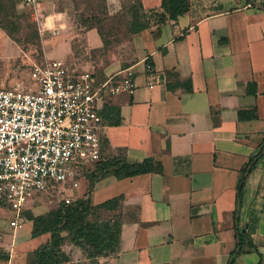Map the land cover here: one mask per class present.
I'll return each instance as SVG.
<instances>
[{
	"label": "crops",
	"instance_id": "crops-1",
	"mask_svg": "<svg viewBox=\"0 0 264 264\" xmlns=\"http://www.w3.org/2000/svg\"><path fill=\"white\" fill-rule=\"evenodd\" d=\"M106 1L121 10L133 0ZM136 1L145 15L159 12L161 0ZM186 3L175 21L164 13L161 24L128 36L127 55L99 54L95 62L73 54L78 34L69 30L66 12L57 10L58 0H42L40 62L88 70L96 82L122 68L134 72V94L107 97L98 112L101 159H148L160 168L159 174L107 175L93 184L91 206L118 199L114 210L101 212L119 224L116 252L94 264H264V150L235 204L240 171L264 146V7L251 0ZM13 7L23 10L16 2ZM80 38L86 53L103 52L96 29ZM0 51V85L20 82L2 70L20 52L2 30ZM144 63L162 75L151 90ZM104 107L118 125L107 124L113 117L103 118ZM0 214L14 218L7 210ZM22 219L13 233L0 221V264H32L33 251L48 240L47 234L30 238L31 225ZM244 225L241 252L230 259Z\"/></svg>",
	"mask_w": 264,
	"mask_h": 264
},
{
	"label": "built area",
	"instance_id": "built-area-1",
	"mask_svg": "<svg viewBox=\"0 0 264 264\" xmlns=\"http://www.w3.org/2000/svg\"><path fill=\"white\" fill-rule=\"evenodd\" d=\"M251 1L264 7V0ZM16 3L43 25L42 0ZM144 72L147 90L161 84L162 75L147 63ZM115 76L96 82L90 71L45 60L31 65L27 85L0 86V211L14 214L12 233L22 228L20 212L36 194L58 186L76 192L82 171L101 160L98 112L104 99L136 91L131 68ZM69 198L62 202L71 203Z\"/></svg>",
	"mask_w": 264,
	"mask_h": 264
},
{
	"label": "trees",
	"instance_id": "trees-1",
	"mask_svg": "<svg viewBox=\"0 0 264 264\" xmlns=\"http://www.w3.org/2000/svg\"><path fill=\"white\" fill-rule=\"evenodd\" d=\"M15 2L13 0H0V14L3 17L2 22H0V30L14 43L15 40L4 30V16L7 15L9 10L8 6L11 7V11L13 10ZM186 11V0H161L159 12H149L148 15H145L141 11L139 2L133 0L126 9L129 18L127 22V34L128 36L136 34L148 28L150 23L161 24L164 20V13L167 15V20L173 22ZM90 19L93 20V17ZM83 27L86 30L94 28L86 25ZM95 29L102 40L103 50H105L108 44L104 41L100 30L98 28ZM185 90L189 91L188 85H186ZM102 116L107 121L109 120L108 116L113 117V120L108 121V125L116 126L119 123L115 113L113 114L111 109L104 107ZM263 150L264 146L249 159L240 171V177L235 187L236 207H238L240 202L244 180L254 164L263 156ZM147 173L159 174L160 168L158 165L153 167L151 161L148 159L139 163L129 164L118 158L101 159L82 171V177L87 185L81 197L74 199L67 205L61 202L56 208L43 215H27L24 217L31 225L30 238L33 239L44 234L48 235L47 242L39 245L33 251L32 264H73L61 249L64 242L77 248L85 259L94 262L97 258L114 254L117 250L118 222L116 220L95 221L92 218L96 216V213H100L101 211L109 212L114 210L117 207L118 199H111L97 206H91L88 199L89 191L95 182L107 175L117 179H123ZM246 235L236 234L237 242L234 251L230 254V259L233 255L241 252Z\"/></svg>",
	"mask_w": 264,
	"mask_h": 264
},
{
	"label": "rangeland",
	"instance_id": "rangeland-1",
	"mask_svg": "<svg viewBox=\"0 0 264 264\" xmlns=\"http://www.w3.org/2000/svg\"><path fill=\"white\" fill-rule=\"evenodd\" d=\"M13 2L15 1L13 0ZM116 6L117 5H115V3H110L106 0H58L57 10L66 12V19L69 22V30L78 34V37L72 41V51L74 55L79 56V59L95 61L97 59V55L100 56L106 53H115L119 54V56L128 54L127 22L129 18L126 13V5H124L121 10H117ZM8 9L7 15L4 16V30L12 39L15 40L20 52H18V55H16L13 59L6 61V66L2 68V70L8 76L7 79H22L20 82L27 85V74L31 64L39 63L43 57L41 37L39 34V29L41 27H38L24 10L16 12L13 8L11 11L10 6H8ZM91 17H93V20L90 19ZM2 20L3 17L0 14V22H2ZM84 25L92 26L94 29L98 28L100 30L104 41L108 44L106 51L103 50V52L88 54L86 51L82 50L80 34L86 30L83 27ZM43 38L45 39V37H42V39ZM75 40L77 42H75ZM11 85L13 84L7 80L2 86L7 88ZM77 183L79 185L78 191L75 193L72 192L73 197L71 196L73 200L81 197L86 189L87 183L83 179L82 173L77 178ZM70 193L71 191H69L67 186H58L44 193L36 194L22 208L20 214L23 217H26L27 215H43L56 208V206ZM12 218L13 216L10 214H0V221L5 222V225H7L8 221ZM92 220L114 221L115 219L106 212H100L96 213V216H94ZM61 249L68 255L70 262L73 264H94V261L85 259L81 252L79 253V250L67 242L62 244Z\"/></svg>",
	"mask_w": 264,
	"mask_h": 264
},
{
	"label": "water",
	"instance_id": "water-1",
	"mask_svg": "<svg viewBox=\"0 0 264 264\" xmlns=\"http://www.w3.org/2000/svg\"><path fill=\"white\" fill-rule=\"evenodd\" d=\"M245 230H246V225H244L243 228L239 230V234H244ZM236 241H237V239H236Z\"/></svg>",
	"mask_w": 264,
	"mask_h": 264
}]
</instances>
